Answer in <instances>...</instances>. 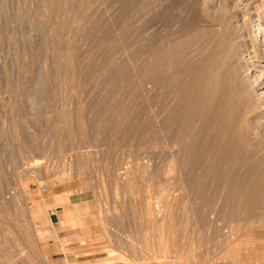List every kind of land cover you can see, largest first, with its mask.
<instances>
[{
	"label": "rangeland",
	"instance_id": "rangeland-1",
	"mask_svg": "<svg viewBox=\"0 0 264 264\" xmlns=\"http://www.w3.org/2000/svg\"><path fill=\"white\" fill-rule=\"evenodd\" d=\"M226 2L0 0V264H264V0Z\"/></svg>",
	"mask_w": 264,
	"mask_h": 264
},
{
	"label": "bare ground",
	"instance_id": "bare-ground-1",
	"mask_svg": "<svg viewBox=\"0 0 264 264\" xmlns=\"http://www.w3.org/2000/svg\"><path fill=\"white\" fill-rule=\"evenodd\" d=\"M227 0H212V1H210V0H205V5H207L208 3L209 4H211L213 7L216 5V10L214 11V12H216V13H214L213 12V14H217V12L219 13V14H221V12H219L220 11V9L221 10H224L225 9V7L227 6L226 5V2ZM215 4V5H214ZM207 7V6H206ZM213 9V8H212ZM210 10V9H209ZM226 10V9H225ZM212 12V11H211ZM234 17V18H236L235 16H233V14L232 15H230V17ZM212 17V16H211ZM214 17V16H213ZM231 17V18H232ZM238 17V16H237ZM243 17V16H242ZM233 18V19H234ZM237 19H239V18H237ZM236 19V33H237V38L239 37V38H241V37H243L244 36V33L245 32H247L248 33V35H249V32H251L250 30L252 29V31L253 30H255V28L253 27V24H251V19H253V21L255 22L257 19L255 18V17H253L252 18V16H248V17H246V19H245V17L244 18H242V20H240V21H238ZM263 21V20H262ZM257 22V21H256ZM255 24V23H254ZM256 30L258 31L257 33H259V35L261 36L262 35V31H263V29H264V27H262L258 22L256 23ZM234 26V25H233ZM264 32V31H263ZM233 34H235V33H233ZM226 35H228V34H226ZM236 35V34H235ZM253 35V34H252ZM224 36V35H223ZM247 36V35H246ZM250 36V35H249ZM254 36H256V35H254ZM227 37V40H228V45H227V47H225V49H226V51L223 49L224 48V45H225V42H226V38L224 39V42H222L224 45H223V48L221 49H219L218 48V51H217V53H216V57H215V66L214 67H216L217 66V69H216V74H217V77H218V79H217V81H215L213 84H214V88H215V86L216 87H219V88H217V90L219 91V92H223L222 94L223 95H226V94H230V91L232 90L233 91V89H235L234 91L240 96H242L243 95V97H244V94L245 93H247V91L248 90H250V81L249 82H245V81H243L244 79H241L242 80V82H245V83H242L241 82V80L239 79V77H238V74H240V73H238L239 71H238V69L236 68V67H238V63L236 62L237 60V58L235 59V57H236V55H237V52H236V50H235V46L237 45L236 44V42L234 41V45H232L233 43H232V41L230 42V40H231V37L230 36H226ZM232 38H233V36H232ZM236 38V36H234V38L233 39H235ZM251 38H253V36L252 37H250L249 39H251ZM255 38V37H254ZM253 38V39H254ZM264 38V37H263ZM223 39V38H222ZM230 39V40H229ZM243 39V38H242ZM245 39V38H244ZM243 39V40H244ZM239 40V39H238ZM262 40H264V39H262L261 38V41ZM237 41V40H236ZM241 41V40H240ZM240 41H239V43H240ZM256 40L254 39V42H255ZM238 42V41H237ZM253 42V41H252ZM262 42H264V41H262ZM242 43H244V42H242ZM257 43V42H256ZM221 44V43H220ZM236 44V45H235ZM261 44V43H260ZM254 45V44H253ZM255 45H257V44H255ZM263 45V44H262ZM240 46V45H239ZM246 46V45H245ZM219 47H221V45H219ZM241 47V46H240ZM244 47V46H243ZM252 47H255V48H257V46H252ZM263 48V47H262ZM237 49H238V47H237ZM240 49V48H239ZM238 49V50H239ZM260 50H263V49H261V48H259ZM242 50V49H241ZM244 50V49H243ZM245 50H247L246 48H245ZM252 50H253V48H252ZM236 52V53H235ZM238 52H240V51H238ZM244 52V51H243ZM242 52V53H243ZM250 52V51H249ZM252 52V51H251ZM242 53H240V55H242ZM246 53H247V51H246ZM253 54H255V56H257V57H264V51H257V50H253ZM251 56V55H250ZM249 57V56H248ZM239 59H240V56H239ZM238 59V60H239ZM235 61V62H234ZM220 62V63H219ZM249 62V61H248ZM253 62V61H252ZM261 63V62H260ZM220 64V65H219ZM259 64V63H258ZM263 64V63H262ZM262 64H259V66H261V67H264ZM213 65V64H212ZM260 67V68H261ZM240 68H241V66H240ZM239 68V69H240ZM259 68V67H258ZM215 71V70H214ZM238 71V72H237ZM261 73L259 74V75H261L263 72H264V69H260L259 70ZM37 73V72H36ZM258 75V76H259ZM216 76V75H215ZM262 76V75H261ZM241 77V76H240ZM253 77V76H252ZM257 77V76H256ZM39 78V77H38ZM242 78V77H241ZM258 78H260V77H258ZM40 79V78H39ZM246 79V78H245ZM216 80V79H215ZM247 80V79H246ZM252 80H254V81H252V83H253V85L255 86V85H258L259 87L260 86H263L264 85V81L263 80H261V79H259L258 81H256V78L255 79H252ZM39 82V81H38ZM249 83V87L247 86V84ZM252 83H251V85H252ZM218 85V86H217ZM221 87H220V86ZM252 85V86H253ZM37 86V85H36ZM35 86V87H36ZM213 87V86H212ZM216 91V90H215ZM217 91V92H218ZM233 91V92H234ZM212 93L214 92L213 91V89H212V91H211ZM232 92V93H233ZM234 92V93H235ZM248 92H250V94H251V91H248ZM216 95H218L216 92H214ZM234 93L231 95L232 97H235L234 99L235 100H240L241 99V101H242V98L240 97V99H237V97H238V95H236L235 94V96H234ZM214 94V95H215ZM216 95H215V97H216ZM253 95V94H252ZM211 96V98H212V94L210 95ZM210 96H209V98H210ZM237 96V97H236ZM245 96H246V94H245ZM214 98V97H213ZM246 98V97H245ZM248 98V97H247ZM251 98H249L248 100L246 99V102L248 101L249 102V100H250ZM244 100V99H243ZM262 100V99H261ZM245 101V100H244ZM236 102V101H235ZM240 101H238L237 102V104L239 105L240 103H239ZM236 104V103H235ZM241 104H243V102L241 103ZM237 105V106H238ZM260 105L261 104H259L258 106L260 107ZM239 106H242V105H239ZM238 106V108H240ZM245 106H246V104H245ZM257 106V107H258ZM250 107V106H249ZM256 107V106H255ZM261 107H263V106H261ZM260 107V108H261ZM245 108V107H244ZM242 109H243V107H242ZM248 109H250L248 112H251L253 109H254V107H253V109L250 107V108H248ZM242 111V110H241ZM253 112V111H252ZM257 112H259V111H257ZM245 118V117H244ZM37 167V166H36ZM33 220H36V219H33ZM40 237V236H39Z\"/></svg>",
	"mask_w": 264,
	"mask_h": 264
},
{
	"label": "crops",
	"instance_id": "crops-1",
	"mask_svg": "<svg viewBox=\"0 0 264 264\" xmlns=\"http://www.w3.org/2000/svg\"><path fill=\"white\" fill-rule=\"evenodd\" d=\"M58 212H59V209H58V210H57V209L54 210L55 215H57ZM70 257H73V258H75V259H79V258H82V257L85 258V255L82 254V253H77V254H73V255H71Z\"/></svg>",
	"mask_w": 264,
	"mask_h": 264
}]
</instances>
